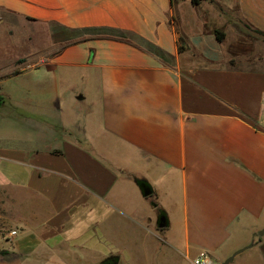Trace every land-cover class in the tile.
Wrapping results in <instances>:
<instances>
[{"label": "crops", "instance_id": "0c3cea01", "mask_svg": "<svg viewBox=\"0 0 264 264\" xmlns=\"http://www.w3.org/2000/svg\"><path fill=\"white\" fill-rule=\"evenodd\" d=\"M237 18L264 33V0H0V42L50 37L0 78L53 76L2 106L0 264H153L159 236L163 264H264V39Z\"/></svg>", "mask_w": 264, "mask_h": 264}, {"label": "rangeland", "instance_id": "374dc122", "mask_svg": "<svg viewBox=\"0 0 264 264\" xmlns=\"http://www.w3.org/2000/svg\"><path fill=\"white\" fill-rule=\"evenodd\" d=\"M35 29H38V27L35 26ZM3 30V28L0 29V35H6ZM33 30L34 28H32V26H27L25 31H22L20 33L21 40L19 42H15L12 40H4L3 42H0L1 47L9 48L8 52L5 50L0 52V65H2L4 68H6V66L9 67L14 61V58L12 57L13 55H15L14 53L34 54L39 51L41 47L47 45L48 42H50V37L46 32H44L45 30H43L42 35L39 32L34 33L35 30ZM47 57L45 56L44 59L40 61V63H46L48 61ZM32 63V59H27V61L25 62L26 71L24 70L22 73L17 75L11 72V74L5 75V77L0 78V81H3L0 91L6 96V101L8 102L7 104L11 103L13 99H17L18 95H20L19 100L29 101L36 98L37 100L45 99L49 100V102L52 101V98L44 96L43 94L42 96H40L39 94L41 90L48 89V86L53 84V76H51V73L48 71V69H46V67H43L42 69L32 68ZM41 64H37L36 66H39ZM6 94H10L13 97L7 96ZM88 105H90V102L81 104L83 111H86V109L89 108ZM9 110H7L5 106L2 107L0 109V116L5 112H9ZM26 114L27 116L33 115L29 112H26ZM157 233L161 234L163 232L160 231ZM162 243V238L161 236H159L155 241V249L152 258L153 264H163L164 261L167 260L165 258L164 260H162ZM240 259L241 258H237L231 264H239Z\"/></svg>", "mask_w": 264, "mask_h": 264}, {"label": "water", "instance_id": "95a60500", "mask_svg": "<svg viewBox=\"0 0 264 264\" xmlns=\"http://www.w3.org/2000/svg\"><path fill=\"white\" fill-rule=\"evenodd\" d=\"M216 5L221 9L223 10L217 3ZM243 27H245L246 29H248L251 33H253L254 35L264 39V33L261 32V31H258L256 29H253L251 28L248 24H246L242 19L240 18H237L236 19ZM141 188L143 190V193L144 195L146 196H149L151 194H153L154 192V189H153V186L147 182V181H144V180H141ZM158 225L160 228H166L170 225V220H169V217L167 215L166 212H162L159 216V219H158ZM261 235H264V230H262L260 232ZM243 250L245 249H242L240 251H237L236 253H234L232 256H230L228 259H226L222 264H230L234 259L235 257L240 253L242 252ZM103 264H119V257L117 256H112V257H109L108 259H106V261H104Z\"/></svg>", "mask_w": 264, "mask_h": 264}, {"label": "built area", "instance_id": "2783aa9c", "mask_svg": "<svg viewBox=\"0 0 264 264\" xmlns=\"http://www.w3.org/2000/svg\"><path fill=\"white\" fill-rule=\"evenodd\" d=\"M17 231H13L16 234ZM194 264H219L208 251H202L195 259Z\"/></svg>", "mask_w": 264, "mask_h": 264}, {"label": "trees", "instance_id": "16d2710c", "mask_svg": "<svg viewBox=\"0 0 264 264\" xmlns=\"http://www.w3.org/2000/svg\"><path fill=\"white\" fill-rule=\"evenodd\" d=\"M193 1L195 4H200L203 0H193ZM218 37L219 39L223 40L225 37V33L223 31H218ZM5 102H6V96L2 92H0V109L2 108Z\"/></svg>", "mask_w": 264, "mask_h": 264}]
</instances>
